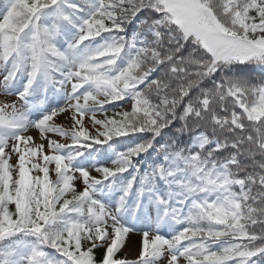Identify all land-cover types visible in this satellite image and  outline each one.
Returning a JSON list of instances; mask_svg holds the SVG:
<instances>
[{"label":"snow or ice","instance_id":"obj_1","mask_svg":"<svg viewBox=\"0 0 264 264\" xmlns=\"http://www.w3.org/2000/svg\"><path fill=\"white\" fill-rule=\"evenodd\" d=\"M0 91V264H264V0H0Z\"/></svg>","mask_w":264,"mask_h":264},{"label":"rangeland","instance_id":"obj_2","mask_svg":"<svg viewBox=\"0 0 264 264\" xmlns=\"http://www.w3.org/2000/svg\"><path fill=\"white\" fill-rule=\"evenodd\" d=\"M16 101V97L14 95H6L2 91H0V104L5 103H12ZM18 103V102H17ZM58 123H63V117L60 118V120L57 121ZM61 142H64L61 140ZM139 242H140V236L138 234H132L129 238L128 245L120 252L121 254H128L129 258H135L136 255H138L139 250Z\"/></svg>","mask_w":264,"mask_h":264},{"label":"trees","instance_id":"obj_3","mask_svg":"<svg viewBox=\"0 0 264 264\" xmlns=\"http://www.w3.org/2000/svg\"><path fill=\"white\" fill-rule=\"evenodd\" d=\"M18 103H19V102H18ZM124 107L127 108L128 106L125 105ZM109 114H111V113H109ZM101 252H102V250H99V249H98L97 252H96V255L99 257V256L101 255ZM119 255H120V256H124V255L121 254V253H119Z\"/></svg>","mask_w":264,"mask_h":264}]
</instances>
